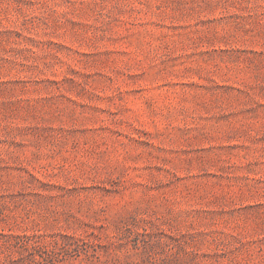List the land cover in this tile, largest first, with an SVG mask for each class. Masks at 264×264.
<instances>
[{
  "label": "rangeland",
  "instance_id": "obj_1",
  "mask_svg": "<svg viewBox=\"0 0 264 264\" xmlns=\"http://www.w3.org/2000/svg\"><path fill=\"white\" fill-rule=\"evenodd\" d=\"M0 264H264V0H0Z\"/></svg>",
  "mask_w": 264,
  "mask_h": 264
}]
</instances>
